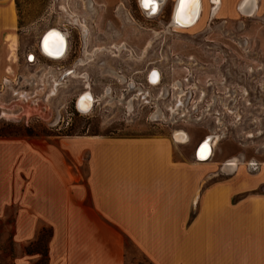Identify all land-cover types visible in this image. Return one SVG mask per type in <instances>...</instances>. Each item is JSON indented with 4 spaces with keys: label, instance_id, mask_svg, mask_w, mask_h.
<instances>
[{
    "label": "rangeland",
    "instance_id": "rangeland-1",
    "mask_svg": "<svg viewBox=\"0 0 264 264\" xmlns=\"http://www.w3.org/2000/svg\"><path fill=\"white\" fill-rule=\"evenodd\" d=\"M13 1L16 27L2 42L0 139L183 132L193 146L211 137L210 159L237 164L231 173L215 170L214 180L218 173L247 179L259 173L263 182L250 194L264 196V12L246 16L233 4V16L222 18L220 10L211 14V0H202L197 22L179 28L170 26L177 0H164L147 15L139 0ZM50 29L68 37L58 60L39 48ZM66 70L73 77L63 78ZM146 72L147 91L140 87ZM85 85L93 103L81 112L75 102ZM5 192L0 264H46L51 229L16 219L20 210H32V179L13 175ZM124 248L126 264H147L134 246Z\"/></svg>",
    "mask_w": 264,
    "mask_h": 264
},
{
    "label": "crops",
    "instance_id": "crops-1",
    "mask_svg": "<svg viewBox=\"0 0 264 264\" xmlns=\"http://www.w3.org/2000/svg\"><path fill=\"white\" fill-rule=\"evenodd\" d=\"M244 2L264 12V0H219L216 13L230 18V5L241 13ZM15 27L14 1L0 0V80L2 42ZM175 133L0 139V213L5 180L27 175L32 210L16 219L51 229L46 264H126V242L147 264H264V196L250 194L259 173L214 180L236 161H200L201 146Z\"/></svg>",
    "mask_w": 264,
    "mask_h": 264
},
{
    "label": "bare ground",
    "instance_id": "bare-ground-1",
    "mask_svg": "<svg viewBox=\"0 0 264 264\" xmlns=\"http://www.w3.org/2000/svg\"><path fill=\"white\" fill-rule=\"evenodd\" d=\"M163 1L164 0H152V2L147 3V6H146L144 0H139V4H140V7L142 8L143 11L146 9V11L144 12L145 14H152V13L156 12L158 5L163 3ZM143 2H144V5L146 7H144ZM211 2L213 5V7L211 8V14L215 15L216 11L218 9L219 0H211ZM246 2L239 4V7H238L239 11L246 16H251L252 12L251 11L249 12V11H247V9H244ZM202 12H203L202 0H187V2H185V3H182V0H177L176 6L174 7V11L172 14V21H171L170 26L171 27L175 26V27H179V28L180 27L181 28H189L197 22V20L201 16ZM82 27H83L82 31L85 33L86 32L85 25H83ZM44 34H45V36L44 37L42 36L43 37L42 46H40V44H39V48H40V51L43 54V56L50 59V60L61 59L63 48H64V39H63L60 31L56 30V29H51ZM40 41H41V39H40ZM151 82H152V80H151ZM53 90H54V88H53ZM88 96H90V95L86 94V95L80 96L78 98V100L76 102V107L79 109V111L85 112L89 109L90 106H92V101H90L91 104L87 103L88 104L87 108H85V109L81 108V103L85 99H88L87 98ZM175 138L179 141H183L187 137L182 132H179V133L175 134ZM205 140L202 142L203 145L198 150V160H200V161L208 160L210 158L211 149L214 146V141L212 142V140H210V139H207L206 141Z\"/></svg>",
    "mask_w": 264,
    "mask_h": 264
},
{
    "label": "flooded vegetation",
    "instance_id": "flooded-vegetation-1",
    "mask_svg": "<svg viewBox=\"0 0 264 264\" xmlns=\"http://www.w3.org/2000/svg\"><path fill=\"white\" fill-rule=\"evenodd\" d=\"M144 2H145V5L147 6V3H146V1L144 0ZM144 2H143V5H144ZM144 5V7H146ZM147 15V14H146ZM51 30V29H50ZM57 30V29H56ZM49 31V30H48ZM60 33L62 34V37H63V39H64V48H63V52H62V57H64V55L66 54V51H67V47H68V37H67V35L63 32V31H60ZM81 33H82V36L84 37V35H85V33L81 30ZM44 36V35H43ZM41 40H42V38H41ZM33 59H34V56L33 55H30L29 56V58H28V60H29V63L32 65V61H33ZM87 59V58H86ZM84 60H76V64L77 65H80V64H82V62H83ZM155 72V71H154ZM74 73V71H71V70H66V71H64V76H63V78H71V77H73V74ZM153 73V72H152ZM116 74V73H115ZM156 74L158 75V73L156 72ZM82 75H85V74H82ZM157 75H155V74H152L151 75V77H152V81H155V79H156V77H157ZM158 77H159V75H158ZM62 78V79H63ZM158 81H159V79H157V81H156V84H158ZM150 83V74H149V72H146V74L144 75V78H143V81H142V83L140 84V87L142 88V90H143V88L145 87L146 89H145V91H147V88H148V86L150 85L149 84ZM130 85V84H129ZM132 86V85H131ZM83 88H84V90L85 91H83L78 97H77V99H76V102H77V100H78V98L80 97V96H84V95H86V94H89V92H86V89H87V85H85V87L83 86ZM131 89H132V87H131ZM90 95V94H89ZM91 96V95H90ZM90 96H88L87 98L88 99H85L82 103H81V108H87V106H88V104L90 103L91 104V102L90 101H92V103H93V99H92V97H90ZM76 102H75V107H76ZM88 103V104H87ZM91 107V106H90ZM89 107V108H90ZM76 109L79 111V109L76 107ZM185 135V134H184ZM186 136V135H185ZM207 139H210L211 140V137H207ZM206 139V140H207ZM205 140V141H206ZM204 140H202V141H200L199 143H198V145L200 144V143H202ZM213 149V148H212ZM212 149H211V154H212ZM210 157H211V155H210Z\"/></svg>",
    "mask_w": 264,
    "mask_h": 264
},
{
    "label": "snow or ice",
    "instance_id": "snow-or-ice-1",
    "mask_svg": "<svg viewBox=\"0 0 264 264\" xmlns=\"http://www.w3.org/2000/svg\"><path fill=\"white\" fill-rule=\"evenodd\" d=\"M152 2V0H146V3H151ZM185 2H187V0H182V3H185Z\"/></svg>",
    "mask_w": 264,
    "mask_h": 264
},
{
    "label": "water",
    "instance_id": "water-1",
    "mask_svg": "<svg viewBox=\"0 0 264 264\" xmlns=\"http://www.w3.org/2000/svg\"><path fill=\"white\" fill-rule=\"evenodd\" d=\"M44 36H45V34H44ZM44 36H43V37H44ZM43 37H42V40H43ZM42 40L40 41V46H42ZM199 145L202 146L203 143H200Z\"/></svg>",
    "mask_w": 264,
    "mask_h": 264
},
{
    "label": "built area",
    "instance_id": "built-area-1",
    "mask_svg": "<svg viewBox=\"0 0 264 264\" xmlns=\"http://www.w3.org/2000/svg\"><path fill=\"white\" fill-rule=\"evenodd\" d=\"M29 58V57H28ZM28 62H29V60H28Z\"/></svg>",
    "mask_w": 264,
    "mask_h": 264
}]
</instances>
